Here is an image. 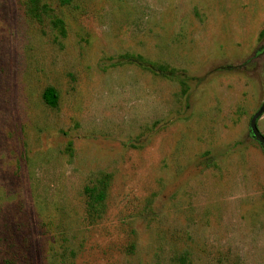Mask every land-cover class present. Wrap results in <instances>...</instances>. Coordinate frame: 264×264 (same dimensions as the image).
<instances>
[{
	"label": "rangeland",
	"instance_id": "1",
	"mask_svg": "<svg viewBox=\"0 0 264 264\" xmlns=\"http://www.w3.org/2000/svg\"><path fill=\"white\" fill-rule=\"evenodd\" d=\"M263 101L264 0H0V264H264Z\"/></svg>",
	"mask_w": 264,
	"mask_h": 264
},
{
	"label": "water",
	"instance_id": "2",
	"mask_svg": "<svg viewBox=\"0 0 264 264\" xmlns=\"http://www.w3.org/2000/svg\"><path fill=\"white\" fill-rule=\"evenodd\" d=\"M264 113V101L256 110L249 120V132L259 142L262 148H264V134H262L258 128L257 120Z\"/></svg>",
	"mask_w": 264,
	"mask_h": 264
},
{
	"label": "trees",
	"instance_id": "3",
	"mask_svg": "<svg viewBox=\"0 0 264 264\" xmlns=\"http://www.w3.org/2000/svg\"><path fill=\"white\" fill-rule=\"evenodd\" d=\"M43 98L48 104H50L52 106L55 105L56 100H57V95H56L55 90L52 87L46 88L44 93H43ZM89 192L91 193V195L93 194L92 191H89ZM103 196H104V194L103 193L101 194L99 192V195L96 197H99V199H101ZM96 197L94 196V198H96Z\"/></svg>",
	"mask_w": 264,
	"mask_h": 264
}]
</instances>
